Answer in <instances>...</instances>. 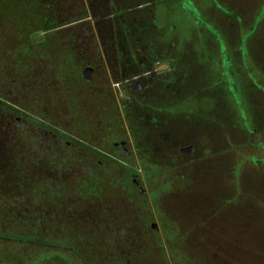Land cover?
Returning <instances> with one entry per match:
<instances>
[{
  "label": "rangeland",
  "instance_id": "1",
  "mask_svg": "<svg viewBox=\"0 0 264 264\" xmlns=\"http://www.w3.org/2000/svg\"><path fill=\"white\" fill-rule=\"evenodd\" d=\"M152 1L84 0L75 28L84 57L96 48L103 61L90 89L113 99L120 118L118 140L97 141L119 190L99 197L90 179L76 183L74 150L65 165L59 136L39 130L45 118L9 101L0 210L27 195L5 214L12 230L39 221L35 245L92 248L111 264H264V0ZM10 235L0 240L18 241Z\"/></svg>",
  "mask_w": 264,
  "mask_h": 264
},
{
  "label": "trees",
  "instance_id": "2",
  "mask_svg": "<svg viewBox=\"0 0 264 264\" xmlns=\"http://www.w3.org/2000/svg\"><path fill=\"white\" fill-rule=\"evenodd\" d=\"M77 1L80 6L76 7L70 0H0V97H16L22 108L44 117L45 122L39 119V130L46 133L50 129L59 136L58 150L65 151L64 160L60 161L67 165V157L71 158L70 152L74 150V168H78L72 177L76 183L90 179L88 182L95 186L99 197L108 188L112 197L119 190L115 187L118 174L110 167L114 163L103 160L104 153L97 141H117L121 123L114 100L90 89L92 78L85 80L81 73V66L103 71V61L98 49L85 58L84 50L76 45L75 28L87 14L84 0ZM37 31L44 32V39L33 44L30 35ZM9 91L12 97L8 96ZM3 108L6 114L15 116L14 108ZM56 112L60 116V131L55 133L49 124ZM73 145L75 148H70ZM60 161L59 168L64 165ZM26 196L12 195L1 207L4 211L0 210V234H12L18 241L0 240V264H111L92 248L35 245L39 242V221L29 231L19 226L12 230L7 215L14 208L20 212L27 205ZM76 203L81 207L80 201ZM101 235L115 238L113 230ZM175 260V264H187L186 259Z\"/></svg>",
  "mask_w": 264,
  "mask_h": 264
},
{
  "label": "flooded vegetation",
  "instance_id": "3",
  "mask_svg": "<svg viewBox=\"0 0 264 264\" xmlns=\"http://www.w3.org/2000/svg\"><path fill=\"white\" fill-rule=\"evenodd\" d=\"M138 84H139V82L136 84V85H132L133 86V88H137V90L136 91H138L139 90V88H140V86H138ZM139 92V91H138ZM9 93H10V95H8L9 97H12L13 95L11 94L12 92L11 91H9ZM16 97H14L13 98V100H9V99H7V98H2V97H0V121H1V115H2V112L3 111H5L4 110V108H2L3 106H8L9 108H15V107H13L10 103H9V101H12L13 103L16 101V99H15ZM3 103V104H2ZM2 105V106H1ZM16 105V104H15ZM3 110V111H2ZM6 114V113H5ZM7 117H9V115L8 114H6V118ZM11 117V116H10ZM11 119L12 118H10V121H11ZM14 119H16V120H19L18 118H14ZM127 144V142L125 141V140H119L118 142H115L113 145H114V147H118V146H120V147H124L125 145ZM188 148V147H187ZM187 148H184V149H187ZM184 149H182V150H184ZM182 152H184V151H182ZM122 153H123V155H126L127 154V151L125 150V149H123L122 148ZM132 183H133V186L134 187H136V188H139V183H138V180H136V178H133L132 179ZM138 192H140V189L138 190Z\"/></svg>",
  "mask_w": 264,
  "mask_h": 264
},
{
  "label": "water",
  "instance_id": "4",
  "mask_svg": "<svg viewBox=\"0 0 264 264\" xmlns=\"http://www.w3.org/2000/svg\"><path fill=\"white\" fill-rule=\"evenodd\" d=\"M91 72H92V69L90 67L85 68L82 72L83 78L85 80H88ZM190 150L191 148L188 147L187 149H184L182 151L189 152ZM140 193H143V190L140 189Z\"/></svg>",
  "mask_w": 264,
  "mask_h": 264
},
{
  "label": "crops",
  "instance_id": "5",
  "mask_svg": "<svg viewBox=\"0 0 264 264\" xmlns=\"http://www.w3.org/2000/svg\"><path fill=\"white\" fill-rule=\"evenodd\" d=\"M159 0H153L151 3H156V2H158ZM150 2H148V4H149Z\"/></svg>",
  "mask_w": 264,
  "mask_h": 264
}]
</instances>
